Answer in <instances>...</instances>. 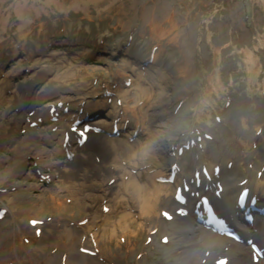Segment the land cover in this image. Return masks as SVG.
<instances>
[{"label": "rangeland", "instance_id": "1", "mask_svg": "<svg viewBox=\"0 0 264 264\" xmlns=\"http://www.w3.org/2000/svg\"><path fill=\"white\" fill-rule=\"evenodd\" d=\"M54 49L63 67L53 80L97 105L72 121L63 144L81 131L82 144L88 131L115 138L121 178L156 187L154 209L117 204L113 216H133L111 238L108 209L92 207L115 184L102 178L117 172L115 153L98 157L100 172L80 165L95 173L85 191L28 177L33 163L46 174L69 158L54 135L60 109L68 112L60 101L49 124L31 125L42 123L43 139L11 132L19 148L6 160L11 175H0V193L13 199H0V264H54L78 238L75 226L87 233L85 253L106 264H264V0H0V92L11 90L12 71L14 83L27 80ZM46 222L59 226L50 242L38 228ZM84 263L65 255L62 264Z\"/></svg>", "mask_w": 264, "mask_h": 264}, {"label": "bare ground", "instance_id": "2", "mask_svg": "<svg viewBox=\"0 0 264 264\" xmlns=\"http://www.w3.org/2000/svg\"><path fill=\"white\" fill-rule=\"evenodd\" d=\"M53 51L49 56H46V59L43 60V63L40 66L37 65L38 69L32 72L28 78H26L27 80H21L14 83L13 76L17 71H12V74L8 77L5 83V85H10L11 90L5 91L3 89L0 92V175H3L4 178L11 175L12 170H10L9 163L7 164L6 160L9 162L13 156L12 153H15L19 148V145L16 144L18 137L11 132L15 133L17 131L20 132L21 130H27L28 133L38 132V134L43 132L44 126H42V123L38 128L31 126L32 123L35 121L37 122L38 120L41 122L44 120L49 124L51 122L50 115H56V113H58V108L56 107H58L57 104L61 101L63 103L62 109L64 110L67 108L68 112L64 113L60 109L61 114H59L60 119L58 118V124L63 127V130L56 131L54 135H62L57 151H60V156L61 154L63 156V154L67 152L69 158H66V154H64L63 157H65V159L55 163L53 169L49 170L46 174L43 173L45 170L44 167L39 166L37 163H33L28 177L32 178L36 186L42 178L44 179L46 177L47 179L45 180H50L51 184L57 185L60 188H71L72 185H77L78 183L81 188H85L83 190L85 191L86 189L88 190L90 184L93 183L92 180L94 176L92 174L95 173L91 172L89 169H81L80 165H92L94 171L100 172L101 162L97 160L98 157L100 160L102 157L105 161L108 155L115 153V157L110 159L108 163L114 161V165L118 168L117 172L102 176L103 179L111 176L115 179V184L112 183V186L108 185L110 192L99 196L100 198L96 201L97 203L92 207L93 212L98 214H100L103 209H108L107 214L105 213V226H110V228H112L113 234L111 238H114L115 234L118 236L120 230H123V234H125V231L127 232L130 230V220H132L133 216L132 211H122L116 217L113 216L117 204L125 200H130L132 205H134L132 207L139 208L142 215L149 214L154 209L152 205V196L157 193L155 191L156 187H150L147 184L137 182L133 175H130L127 180L121 178V176L123 177V173L128 172V169L124 166H120V163L117 162L118 157L121 158L122 153L118 152V144L116 143L115 138H109V136L107 137L103 134H95L91 136L94 133L88 131V134H90L88 140H90V142L87 144L81 143L83 140L82 136L78 138V140L72 141V139H70L67 141L66 145L63 144L65 131L69 130L66 128H69L70 125H72V121L83 119L89 111V114H95V111L92 112V109H95L97 105L91 104V94L77 93L73 87L62 86V83L53 80L54 76L57 75L63 67L61 66L63 63L61 60L54 59V57H57L60 54V51L56 49ZM34 78H37L35 81L38 82V89L34 90L33 101L29 102L33 103L31 109L26 110L29 105L24 103L25 88L29 87L28 84ZM4 80L5 79L1 78L0 82H4ZM61 93L62 95L58 96ZM54 96H58V98L55 99ZM167 98L170 99V96L168 95ZM96 121V123L93 122L92 124L99 125L101 122L103 123V121L99 122L97 119ZM47 123L45 125H47ZM52 125L54 126L55 124ZM145 128L152 131V126L149 124ZM54 135H48L49 140L52 142H54L55 139ZM37 137L41 139L44 138L41 134L37 135ZM67 160H70L73 166L72 164H68ZM116 163H118L119 166ZM98 186H100V184ZM122 190L128 192V194L122 193ZM10 196L11 195L8 193L7 195L0 193L1 201L3 200L6 204H9V202L13 200ZM245 202H248V198L246 200L243 197L241 200L242 206ZM243 208L246 207L243 206ZM23 219L24 218L22 217L21 222H23ZM38 228H41L42 231L45 232L43 240L50 242L53 232L58 229L59 226L56 222H46L43 223V225L39 224ZM105 229L107 228L105 227ZM74 232L77 233L78 238L71 245L64 244L63 247L57 251L55 257L51 258L52 263L62 264L63 257L66 255L70 257L72 256L78 261L83 260L85 262L84 264H106L101 261L99 255H93L91 252L85 253V250H83L87 247L90 248L88 246L89 240L86 237L87 233L84 227L75 226ZM22 233L23 235L26 233L25 228H22ZM189 256H191L193 260H196V256L193 255V252H190ZM201 264H203V262Z\"/></svg>", "mask_w": 264, "mask_h": 264}, {"label": "snow or ice", "instance_id": "3", "mask_svg": "<svg viewBox=\"0 0 264 264\" xmlns=\"http://www.w3.org/2000/svg\"><path fill=\"white\" fill-rule=\"evenodd\" d=\"M81 134H82V138H83V135H84V132L81 131ZM107 210V209H106ZM0 215H2V213H0ZM33 225H35L37 223V221H32Z\"/></svg>", "mask_w": 264, "mask_h": 264}]
</instances>
